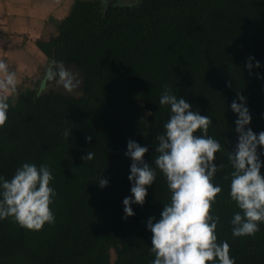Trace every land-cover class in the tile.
I'll list each match as a JSON object with an SVG mask.
<instances>
[{"label":"trees","instance_id":"obj_1","mask_svg":"<svg viewBox=\"0 0 264 264\" xmlns=\"http://www.w3.org/2000/svg\"><path fill=\"white\" fill-rule=\"evenodd\" d=\"M108 3L75 0L57 34L36 41L50 62L46 83L75 66L82 75L79 95L44 85L9 95L0 174L10 178L23 162L49 166L55 222L34 231L11 217L0 220V264H151L146 218L158 219L171 195L154 163L157 136L170 114L159 104L165 85L213 119L207 134L221 144L214 183L222 192L210 209L220 217L218 240L228 241L236 264H264V223L254 236L234 237L230 221L240 209L228 196V152L238 137L230 104L238 93L252 116L246 127L264 130V0ZM249 57L255 58L251 69ZM130 138L148 146L144 159L156 180L146 186L143 206L133 204L135 215L125 219L122 200L132 195L131 159L124 154ZM87 152L95 154L92 160H83ZM101 175L109 180L105 187Z\"/></svg>","mask_w":264,"mask_h":264},{"label":"clouds","instance_id":"obj_2","mask_svg":"<svg viewBox=\"0 0 264 264\" xmlns=\"http://www.w3.org/2000/svg\"><path fill=\"white\" fill-rule=\"evenodd\" d=\"M254 57H249L247 67H253ZM260 66V61H255ZM0 71L6 73L0 81V127L8 119L10 107L9 93L15 89V74L9 72L6 63L0 60ZM60 77L66 90L76 87L67 73ZM160 105H168L170 114L164 123L163 134L157 136L155 146L156 169L166 179L170 192V202L164 203L157 219L154 215L146 218V229L151 232L149 251L154 254L151 264H236L230 255L227 240L219 241L217 225L220 217L210 212L222 186L214 183L220 164L214 163L215 154L221 144L208 135L213 119L200 111H193L185 97L172 94L165 85L159 98ZM230 108L237 114L235 131L237 142L228 159L232 165L228 196L240 211L231 218L234 237L254 236L264 223V174L261 168L264 160V130L255 132L250 124L252 116L242 94L233 99ZM264 116V114H262ZM198 130L199 134H194ZM91 140L92 137H86ZM258 146L260 149L258 151ZM147 145L129 139L125 156L131 159L128 180L132 195L122 200L124 217L135 215L133 204L143 206L148 193L146 186L156 180V169L144 159ZM94 153L87 152L83 160H92ZM54 179L49 166L23 162L10 178L0 174V220L11 217L19 226L39 231L44 224L55 222V214L50 208L56 190L50 186ZM100 187L108 185L109 180L102 175L98 180Z\"/></svg>","mask_w":264,"mask_h":264},{"label":"crops","instance_id":"obj_3","mask_svg":"<svg viewBox=\"0 0 264 264\" xmlns=\"http://www.w3.org/2000/svg\"><path fill=\"white\" fill-rule=\"evenodd\" d=\"M74 1L0 0V60L15 74L16 87L9 93L13 98L30 84L45 86L50 62L36 41L48 40L57 34L59 24L70 13ZM41 69H45L43 76L33 81ZM5 76L6 73L0 71V81ZM3 91L0 89V93Z\"/></svg>","mask_w":264,"mask_h":264},{"label":"rangeland","instance_id":"obj_4","mask_svg":"<svg viewBox=\"0 0 264 264\" xmlns=\"http://www.w3.org/2000/svg\"><path fill=\"white\" fill-rule=\"evenodd\" d=\"M110 2L115 1L118 3H122V4H130V5H135L137 4L140 0H108ZM45 69H41L39 70V72L37 73V75H35L32 78L33 81L35 80H39V78L41 76H43ZM63 72L67 73L68 77L72 80V83L76 84V87L73 88L71 91H68L65 89L64 87V82L62 81L60 75H58L53 81L47 82L45 85V89H50V90H55V91H62V92H67V93H73L75 95H79L81 93V72L78 68H76L75 66H65ZM51 75L48 76V78L50 79ZM47 78V79H48ZM46 79V81H47ZM51 80V79H50ZM27 86V85H26ZM34 84H30L29 87H34ZM26 88V87H25ZM115 254L114 251L112 249H110V259L111 261L114 260Z\"/></svg>","mask_w":264,"mask_h":264},{"label":"water","instance_id":"obj_5","mask_svg":"<svg viewBox=\"0 0 264 264\" xmlns=\"http://www.w3.org/2000/svg\"><path fill=\"white\" fill-rule=\"evenodd\" d=\"M103 3L105 4V5H109V3H108V1L107 0H103Z\"/></svg>","mask_w":264,"mask_h":264},{"label":"flooded vegetation","instance_id":"obj_6","mask_svg":"<svg viewBox=\"0 0 264 264\" xmlns=\"http://www.w3.org/2000/svg\"><path fill=\"white\" fill-rule=\"evenodd\" d=\"M108 2H110V1H108Z\"/></svg>","mask_w":264,"mask_h":264}]
</instances>
